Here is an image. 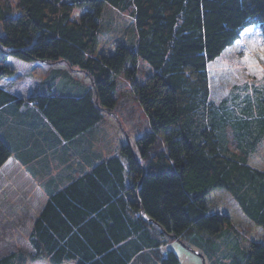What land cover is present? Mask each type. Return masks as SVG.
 Segmentation results:
<instances>
[{
  "label": "trees",
  "instance_id": "16d2710c",
  "mask_svg": "<svg viewBox=\"0 0 264 264\" xmlns=\"http://www.w3.org/2000/svg\"><path fill=\"white\" fill-rule=\"evenodd\" d=\"M107 6L129 11L133 35L111 53H97ZM0 24V80L13 74L5 64L11 57L61 62L91 82L27 100L0 86V167L12 155L27 166L40 154L38 139L21 140L9 114L29 103L48 143L54 136L55 144L78 147L101 111L115 107L121 74L148 122L134 147L106 158L84 154L81 174L58 172L44 182L47 199L29 238L34 257L50 264H179L164 251L168 237L219 259L213 240H196L198 233L221 237L231 226L228 215L210 211L206 198L215 189L264 229V171L249 164L264 137V97L256 98V111L248 100L233 116L211 104L207 74L208 63L248 26L264 36V0H0ZM139 61L151 70L142 82ZM235 256L239 264H264V244L252 242Z\"/></svg>",
  "mask_w": 264,
  "mask_h": 264
},
{
  "label": "rangeland",
  "instance_id": "374dc122",
  "mask_svg": "<svg viewBox=\"0 0 264 264\" xmlns=\"http://www.w3.org/2000/svg\"><path fill=\"white\" fill-rule=\"evenodd\" d=\"M8 1L15 6L17 0ZM132 24L129 11L120 13L107 6L101 16L97 53H111L117 43L130 41ZM5 64L13 74L3 77L0 86L24 100L38 93L62 94L69 86L91 87L86 74L61 62H25L8 57ZM150 72L146 63L139 61L136 80L142 82ZM207 74L209 100L214 108L228 110L237 116L242 114L241 109L249 100L256 111V98L264 97V36L260 28L251 25L244 29L233 45L208 63ZM116 80L115 107L101 111V121L82 136L78 147L62 142L55 144L54 136L48 143L39 133L45 127L44 122L29 103L20 107L16 115H8L21 140L38 139L36 152L40 153L27 166L21 165L12 155L0 167V259L8 258V264H50L45 257H34L29 243L33 222L47 199L43 186L47 179L58 172L66 178L77 176L85 169L81 165L84 154L103 158L117 155L123 145L134 147L136 137L148 129L147 116L132 92L131 80L122 74ZM11 144L16 146L24 142L12 140ZM76 147L80 153H76ZM249 164L264 171V137L250 154ZM206 201L211 212L228 215L231 221V226L219 235L221 237L198 233L196 238L204 245L213 240L212 246L219 259L201 251L196 243L166 237L164 251H173L179 264H239L235 255L240 250L252 242L264 244V229L246 218L227 191L215 189Z\"/></svg>",
  "mask_w": 264,
  "mask_h": 264
},
{
  "label": "water",
  "instance_id": "95a60500",
  "mask_svg": "<svg viewBox=\"0 0 264 264\" xmlns=\"http://www.w3.org/2000/svg\"><path fill=\"white\" fill-rule=\"evenodd\" d=\"M142 215H143L144 219H146V216H145V214H144V212H143V211H142Z\"/></svg>",
  "mask_w": 264,
  "mask_h": 264
}]
</instances>
